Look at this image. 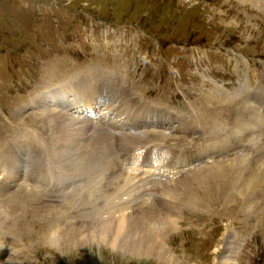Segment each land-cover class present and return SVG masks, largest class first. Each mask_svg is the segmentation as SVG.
Masks as SVG:
<instances>
[{"label":"rangeland","instance_id":"1","mask_svg":"<svg viewBox=\"0 0 264 264\" xmlns=\"http://www.w3.org/2000/svg\"><path fill=\"white\" fill-rule=\"evenodd\" d=\"M259 1L0 0V145L15 140L28 126L30 129H48V135H51L52 129L38 125L43 124L42 116L46 114L39 104L50 96L56 97L59 94L57 90L63 89L65 82L75 83L83 88L88 80H81L83 76L80 75L89 71V68H100L95 72L101 74L98 75L101 78H111L108 76L111 71L114 74L111 73V79L121 81L117 72L123 73L130 80L129 87L136 90L138 97L149 103L168 106L175 118L193 117L198 120V124L202 123L203 129L213 117L220 121L217 129L221 133L237 125L244 127L242 129L246 132L244 124L249 119L263 118L259 122L260 126L251 120L252 127L250 133L247 132L257 137H250L249 144L257 146L264 141V0ZM226 57L229 63L227 72H223L216 65L225 62ZM212 74L219 81L213 79ZM81 82L85 84L81 85ZM70 89L65 90L66 94H75L74 88ZM39 95L43 100L38 99ZM77 95V102L87 103L86 95ZM100 96L104 98L107 94L102 92ZM33 100L37 102L36 106H33ZM50 100L52 102L51 98ZM72 102L73 100H69L68 103ZM138 103L139 101L136 104ZM51 104L55 108L68 105H64L62 99H55ZM104 108L103 116L106 117V105ZM162 115L167 120L168 116ZM115 122L113 118L109 126L115 125ZM55 123L57 122L51 123L52 128ZM221 124L223 128L220 127ZM156 126L161 125H151L153 130H158L159 127ZM92 127L91 124L89 135ZM142 128L144 127H140ZM140 129L128 131L137 132ZM25 132L29 133V130ZM187 132L182 125L173 136L178 141L185 142ZM164 136L168 135L164 133ZM37 139L39 140L38 137ZM214 144L212 145L218 147ZM6 149L7 147L3 148L0 154L3 155ZM104 149H91L95 151L93 155L98 154L92 160L93 166H109L120 157V151L126 152L124 144ZM184 149L186 155L197 157L198 163L184 168L165 161L166 173H163L162 163L156 169L163 174L161 175L154 170L151 162L143 166L130 162L118 166L111 178L115 179L123 173L130 176L132 169L129 172L126 167L131 164L145 168L149 174H144V180L150 178L152 181L145 188L150 197L143 208L147 209L150 205L161 207L159 200L176 185L182 184L187 171L193 172L198 166L209 167V163L224 160L227 164L241 165L237 167V171H241L242 165L248 167L255 158L260 157L259 171L264 170V149L260 153H248L249 147L236 144L214 155L206 149L209 157L212 156L210 158L193 146ZM232 149L247 154L238 153L234 157V152L228 151ZM108 150L114 153H109ZM136 150L132 151V156L143 155L136 154ZM159 152L168 151L163 152L161 145ZM169 156L170 153L165 160ZM200 156L207 159H201ZM230 158L235 159L227 160ZM3 159V168L0 167V197L8 199L10 195L13 198L12 192L17 193L18 187L15 184H19L17 180L20 176L10 186L13 165L8 161L7 155ZM23 166V163L19 164L18 173ZM171 179L176 184L165 188L164 193L162 187L168 186ZM89 181L91 179L86 183ZM185 184L198 201L196 204H186L189 198L185 191L179 197L177 206H169L177 219V230L169 233L164 241L170 247L172 256L180 259L176 264H218L220 257H223L225 236L229 235L231 229L234 235L230 244L235 249L232 252L235 257L233 264H264L263 200L258 199L262 204L254 208L243 205L242 198L238 202V197L234 196L232 199L227 195L228 192H218L213 181L204 185L187 180ZM142 186H139L140 190L143 189ZM239 189L245 188L243 186L237 191L233 190V194L240 193ZM257 189L258 193L255 195L261 196V189ZM25 191L19 190V196L24 197ZM34 192L37 195L35 199L24 198L27 199L23 203L25 206L18 208L19 212L12 215L4 211L7 203H0V264H171L154 256L132 255L123 251L115 242L112 245L110 236H101L100 240H87L83 235V225L63 233L65 235L72 231V241L65 240L63 234L58 239L55 240L54 236L51 240L49 234L54 228L50 217L56 214L53 207L57 211L66 212H69V208L47 204L41 211L40 205L49 201L43 200L47 194L43 188ZM245 192L246 189L242 191ZM116 201H128V205L132 207L127 210V214L131 213L130 225L132 230H138V219L143 210H140V206L145 200L134 202L130 196ZM18 202L12 201V207ZM164 205L168 207V203ZM211 205L214 208L209 210ZM102 216L103 213L99 215ZM103 218L106 220L110 217L105 215ZM86 219L91 224V217ZM57 220L60 232L69 227L68 224L65 225L67 220L64 217ZM89 239L92 237L89 236ZM248 239L254 240L253 243H247Z\"/></svg>","mask_w":264,"mask_h":264},{"label":"bare ground","instance_id":"2","mask_svg":"<svg viewBox=\"0 0 264 264\" xmlns=\"http://www.w3.org/2000/svg\"><path fill=\"white\" fill-rule=\"evenodd\" d=\"M253 1H259V0H253ZM99 69L100 68H96V69L89 68V71H87L83 75H80L83 76L81 80H84L86 82L92 76L101 75L95 72L98 71ZM111 73L112 72L110 71V75L108 76L112 78L114 74L112 73L113 75H111ZM97 81H99V79H97ZM85 82L84 83L81 82L82 83L81 85L85 84ZM100 82H102V86L100 88L101 90L98 91V93H92L91 97L99 96L102 92H104L103 90L106 89L114 91L115 94H117L118 89L116 88L115 83L112 80H110V78H104ZM65 83L63 89L57 90L59 94L56 95L55 99H58L59 96L68 98L69 96L66 94L67 92L65 90L67 91L71 90L70 88H74L76 95L81 93V91L83 90L80 87V85H76L75 83L72 84L70 83L65 84ZM121 86L124 90H129L127 86L123 84H121ZM128 93H129L128 96H131L134 92H132L131 90ZM128 96L118 97V99L126 101L124 105L121 103H115L109 105L107 103V100L101 97L102 100L98 102V112L96 114V118L98 114L99 116H103L104 113L103 109H105L104 108L105 105L107 110L105 111L108 113V116H106V118L103 121H101L102 123H97L92 114L90 118L85 117L83 115L85 108L83 107H80L78 112H73V111H69L66 108L62 109L51 106L52 102L50 98L41 102L39 106H41L42 110L46 111V114H44L45 112L44 111L43 114L45 115V117L44 115L42 116L43 124L41 123L38 125L39 126L45 125L46 128L52 129L54 134L50 135L49 138H52L55 142L51 144L47 143L46 145H44L43 143H41L40 140L37 139V136L32 135L26 137H18L17 139H15L14 143L10 142L7 146L4 147V148L7 147V149L4 151L2 155V156L7 155L8 161H10L13 165V170L10 175L11 177L10 186H12L11 183L16 181L17 176L18 175L20 176L17 167L19 166V164L21 165L22 162L25 160L27 161L28 165L35 166L39 169L40 179L36 181H32V178L26 174L25 176L28 177L29 182H24L23 184H18V183L15 184V186L18 187L17 193L14 194V192H12V195L14 196L13 198H10L11 197L10 195V197L8 198L9 201L8 199H4L3 197H0V203L6 202L7 208L4 211L12 215L14 213L19 212L18 208L21 209L22 207L25 206L23 204L25 200L35 199V197L37 196L35 195L34 192L35 190L38 191V189L43 188L47 194L48 200L51 199L58 200L56 199V196H57V192H59L62 196V202L60 206L68 207L69 212L57 211V208L53 207L56 214L50 217L52 219L51 220L52 227L54 228L51 230L50 232L51 234H49L51 236L50 238L51 240L52 237L54 236H55L54 238L55 240L58 239L60 236H62V234L66 230H70L79 225H83L84 228L83 235H85L84 237L87 240L94 241L95 238L100 240L101 236L102 237L110 236L112 245H114L113 242H115L116 246H119L123 251L130 252V254L132 255L148 256V257L154 256L159 260H165L168 263L176 264L180 259L177 260L172 256L173 253L164 240L169 233L173 232L175 228H177V219L174 216L173 210L170 209L169 206H177L179 203V197L185 191H186V195L189 198L188 203L186 204H196L198 201L197 197L194 196L189 191L187 185L185 184L186 181L192 180V181L200 182L201 184L204 185L213 181L216 190L218 192L221 190H223L224 192H228L227 195H229L232 199L234 196H236L238 197L237 201L240 202L239 199L242 198V202L244 203L243 205L247 204V206L251 205L252 207L256 208L258 206H261L262 204L258 202V199H262L264 203V170L263 172H261V170L259 171L258 163L260 162V157L255 159L253 158L254 161L248 167H244L242 165L241 171H237V167H240L241 165L238 166V164L236 163L227 164L226 161L224 160L215 161L212 164L209 163L207 164L209 165V167H204V166L199 167L197 165L198 169L195 168L196 170L194 169L193 172L187 171V173L184 174L185 175L184 178L186 179L182 181V184L176 185L169 192H167L165 194L166 197L164 196L162 199L160 200L158 199L161 207L150 205L148 208L146 207L147 209H143V208H145L147 204V200H149L150 197H148L145 188L147 184L150 185L151 180L150 178L149 180H144L145 178L144 174H149V172L145 168H140V166H137L136 164H131L130 166L126 167V170L130 172L132 169V171L130 172L131 173L130 176L127 177L124 185L121 184L122 181L120 180L110 179V176L108 174L104 177H99V180L96 181L94 184H86V181H88L90 178H95L104 168L110 170L125 160L134 159L136 157L134 155L132 156V151L134 149H137L135 151L136 154L148 155L146 156L145 160L151 161V164L152 166L155 167V169L160 168L158 165L159 163L165 164L164 159L169 153L170 156L167 158L166 162L170 161L173 162L175 165L181 164L182 167H184V165H189L194 163L195 161H198L197 157H192L189 154L186 155V150L184 148L181 149L177 148L179 149L180 152L175 150L173 152L168 151L167 153H160L159 147L162 145L161 142H163L161 137H158L157 139L159 143L153 142L150 145L140 146L136 142V140H138L139 137H145V134L142 132L144 130L147 133L152 131L151 129L150 130L144 128L140 129V127H145V123L141 124V121H146L147 118L155 120L154 117H164V116L161 113L152 112L150 106L147 103H144L142 100H140L137 105L136 103L138 101L134 105H132L133 98ZM38 99L43 100V97L39 95ZM35 100L32 101L34 103L33 106L37 105L36 104L37 102ZM70 106L72 109L75 108L71 103ZM90 108H93V106H91ZM124 111H126V113L137 116L138 118L137 121L134 124L127 125L126 120L116 121L117 119L116 120L114 119V122L116 121L115 125L111 124L109 126L110 128H106L105 124L108 123L109 125L113 121V118L108 119V117L111 116V114L113 115L122 114V112ZM259 118L257 120L249 119V121L244 124V126L247 127L246 132H244L245 130L242 129L244 127L237 125L236 127H232L228 129L226 132L221 133L217 129L218 125L220 124V121H217V119L212 117L208 122V126L204 127L205 131L213 130V132L207 137V143L206 141L202 140L198 142L194 146V148L199 150V152L206 154L208 157H209V153L206 149L212 151L211 153L214 155L215 152L225 151L230 147H232L233 145L235 146L236 144H242V146L249 147L250 152H248L247 150L248 153L262 151V149H264V141H261L257 146L252 144L255 147L251 146L248 141L249 138L253 136L247 133V132L250 133L249 130L252 127L250 126L251 120L257 125H259V122L263 121L262 120L263 118L261 119ZM54 121H56L57 123H55L54 127L52 128L51 123ZM156 123L158 124L160 123L162 125L165 123L168 124V121L166 120V118L165 119L160 118L156 120ZM91 124L93 127L91 128L90 130L91 134L89 135L88 130ZM220 127L223 128L222 124L220 125ZM115 128L121 129L123 132L119 133L118 131L114 130ZM128 129L130 130L140 129V130L137 132H129ZM108 131L119 136V144H124V146L126 147V152L120 151L119 152L120 157L109 166L107 165L93 166L92 160L93 158L97 157L98 154L93 155L92 153H94L95 151H92L91 149L93 150L100 149V151H104L105 150L104 148L113 147L112 137ZM149 138L150 140L148 141H152V139H154L153 137H149ZM253 138L256 139L257 137H253ZM257 140L256 142L258 143ZM58 141L60 144L58 143ZM212 142L215 143L214 145H217L218 147L213 146ZM228 151H231L232 153L234 152V154L236 155L234 157H237L238 153H240L241 155L247 154L246 152L235 151L234 149ZM107 152L114 153V151L112 150H108ZM191 152H193V150H191ZM193 158L196 160H194ZM231 159L234 161L235 158H230L227 160H231ZM130 162L135 163L133 161ZM0 167H2L1 162H0ZM186 170H188V168ZM71 172L74 173L70 174ZM159 173L161 174V172ZM190 173L193 174L190 175ZM60 178H68L70 182L61 183L59 181ZM175 184L176 181L172 182L171 179V182L169 183L168 186L165 185L164 187H162L163 189L162 191L165 193V188L173 187ZM139 186H142L143 189L141 188L140 190ZM243 186L246 189L245 193H242V191H244L245 189H241V190L239 189L241 191L240 193L237 192L233 194V192H235L233 190L236 189L238 190V188L240 187L242 188ZM111 188H113L115 192L110 195L109 190ZM250 188L252 192L249 190ZM257 188L261 189L262 191L261 196L255 195L258 193ZM153 189L154 188H152V190ZM19 190L21 191L26 190L24 193L25 194L24 197L19 196ZM40 196L38 199H40ZM130 196H132V201L134 202L145 200L143 204L140 206V210L141 209L143 210L141 211L138 210L141 213V216L138 219V221L140 222L138 224L139 226L138 230H132L129 220V214L131 213L127 214L128 216L125 215V212L128 209H132V207L128 205V201H125L124 203H117L116 201V199L118 200V198L121 197L128 198ZM105 197L107 200H105ZM90 198H99L101 200L100 202L101 205L100 206L95 205L92 206L89 210H85L84 203L85 201L90 200ZM22 199L24 200L20 201ZM114 200L116 202H114ZM223 200L226 201L224 197ZM12 201H19V202L17 203L16 206L13 205L15 207H12L11 204ZM167 203H168V207L164 205ZM46 205L47 203H42L40 205L41 207L40 210L43 211ZM213 208L214 205H211L209 207V210H212ZM31 211L34 212V210ZM102 213L104 216L107 215V217H110L109 218L110 220L109 219L105 220L103 218L104 216L99 217V215ZM62 217H64L67 220V223L64 224L65 225L68 224L69 227H66L67 229H65L64 227L65 230L60 232V226H58L57 224L58 222L57 218H62ZM88 217H91V224L86 219ZM114 218L117 221H115ZM73 219L75 220L77 219V221L74 220V222H71V220ZM125 223H127L126 227L124 226ZM141 223H143L144 225H142ZM233 235L234 234H232V229L229 230V235L226 234L225 236L226 242L224 244V250L222 252L223 257H220L221 259H219L220 261L218 262V264H233L232 261L234 260L235 257L232 256V252H234L235 249L230 244ZM64 236L66 238L65 240L69 239L72 241L73 238L72 231L65 233ZM89 236H91L92 239H89Z\"/></svg>","mask_w":264,"mask_h":264}]
</instances>
